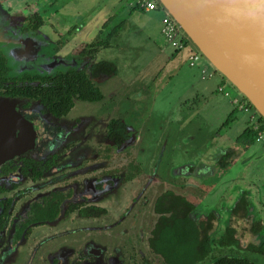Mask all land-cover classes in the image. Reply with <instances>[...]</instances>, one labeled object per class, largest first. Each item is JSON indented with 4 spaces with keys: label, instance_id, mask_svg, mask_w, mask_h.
Here are the masks:
<instances>
[{
    "label": "flooded vegetation",
    "instance_id": "flooded-vegetation-1",
    "mask_svg": "<svg viewBox=\"0 0 264 264\" xmlns=\"http://www.w3.org/2000/svg\"><path fill=\"white\" fill-rule=\"evenodd\" d=\"M103 4L0 0V98L30 142L0 165V264H264V188L247 180L264 120L239 95L250 115L234 139L233 114L217 133L168 125L157 85L197 52L162 26L166 66L123 74L128 22Z\"/></svg>",
    "mask_w": 264,
    "mask_h": 264
},
{
    "label": "water",
    "instance_id": "water-1",
    "mask_svg": "<svg viewBox=\"0 0 264 264\" xmlns=\"http://www.w3.org/2000/svg\"><path fill=\"white\" fill-rule=\"evenodd\" d=\"M181 36L264 120V0H156ZM14 100L0 98V165L29 145Z\"/></svg>",
    "mask_w": 264,
    "mask_h": 264
},
{
    "label": "rangeland",
    "instance_id": "rangeland-1",
    "mask_svg": "<svg viewBox=\"0 0 264 264\" xmlns=\"http://www.w3.org/2000/svg\"><path fill=\"white\" fill-rule=\"evenodd\" d=\"M83 1L92 6L91 9L94 10L97 9V5L101 4L102 1H104L103 6L105 5L109 9L113 6L110 7V0ZM131 3H134V0H131ZM130 8L125 3L120 10H117L119 11L118 16H122L123 21L128 22V27L124 31L120 30L118 32L122 33V36L120 41L116 42L124 51L116 50L113 55L124 57L120 59L121 62L126 64L125 68L127 70L123 71V74L133 75V73H136L151 77L157 73L162 65L166 66L168 61L166 56L172 52L169 47L166 54L159 51L163 45L164 47L166 46L165 38L161 31L164 16L160 11L144 12L137 8L132 10ZM124 16L126 17L125 19ZM186 53V50H184L181 55L179 54V57L185 60L184 66L177 69L179 59L173 60L172 65L169 64V66H173L172 68L166 66L165 73L170 68L168 74L170 77H168L167 81L164 76L163 81L157 85V87L161 85L165 91L161 102L155 106L154 114L160 115V118L163 116L162 120L168 121V125L180 123L181 126H184V124H190L192 133L195 134L198 133L195 130L199 127L202 128L204 125L209 131L217 133V130L223 128L228 117L233 114L234 121L226 134L230 139L236 138L246 124L245 121H249L250 114L239 110L238 105H234L232 102L231 104L228 103L232 98L226 97L224 93L218 90V86L222 84L221 76L212 68L207 67L205 63L204 67L208 69V75L210 76L212 73V76L202 80L201 68L199 66L190 68L185 59ZM226 89L235 91V94H231L233 97L238 94L230 85ZM195 100L199 101L196 102ZM177 110H183L185 114L180 113V111L176 113ZM190 120L191 122H189ZM253 148L249 150L250 152H247V155H252L253 153L256 155L253 158L254 162L250 167V172L254 170V166L259 167L256 172L248 174L247 180L253 181L264 188V161L259 157L264 156V148L258 144L253 146ZM257 154L259 155L258 157ZM239 171L240 168L236 166L232 170V175H236Z\"/></svg>",
    "mask_w": 264,
    "mask_h": 264
},
{
    "label": "built area",
    "instance_id": "built-area-1",
    "mask_svg": "<svg viewBox=\"0 0 264 264\" xmlns=\"http://www.w3.org/2000/svg\"><path fill=\"white\" fill-rule=\"evenodd\" d=\"M137 1L138 3H142L147 10H154L158 7V3L154 0H150V1L137 0ZM162 23H163V33L167 38V40L170 41L173 46L181 48L184 44V42L182 41L184 38L179 33L178 28L176 27L173 20L170 17L164 15ZM199 60H201V57L197 53H194L190 56V61L192 66L196 64ZM257 141L264 142V132L261 133V135L257 138Z\"/></svg>",
    "mask_w": 264,
    "mask_h": 264
},
{
    "label": "crops",
    "instance_id": "crops-1",
    "mask_svg": "<svg viewBox=\"0 0 264 264\" xmlns=\"http://www.w3.org/2000/svg\"><path fill=\"white\" fill-rule=\"evenodd\" d=\"M128 4L129 6H130V3H131V0H112V2L110 3V7L113 9V10H118V9H120V8H122L123 6H124V4ZM131 7V6H130ZM131 9V8H130ZM155 11H157V10H155ZM158 11H160V10H158ZM160 12H162L163 13V11H160ZM113 15H115V14H113ZM163 16H164V13H163ZM163 25V24H162ZM162 31V30H161ZM186 59V58H185ZM197 66H199L200 68H201V72L203 73V70H206V71H208V69L206 68V67H204V64H203V62H200L199 63V65H197ZM196 66V67H197ZM196 67H193V68H196ZM192 68V67H191ZM209 72V71H208ZM203 76V75H202ZM202 76H201V78H202ZM212 76V73H211V75L210 76H208V77H211ZM220 76V75H219ZM208 77H206V78H208ZM206 78L205 79H203L202 78V80H206ZM222 79V78H221ZM222 85H224V80L222 79V84L221 85H219L218 87V90L219 91H221L220 90V88L222 87ZM227 87V86H226ZM232 91V92H231ZM226 92H229V94L228 95H226L225 93H224V95L226 96V97H230V98H232V99H230V101L228 102L229 104H231V102L233 103L235 100L234 99H241V98H239L240 96H239V94H237V95H234V97L233 96H231V94L232 93H234L235 94V91H233V90H227L226 89ZM195 96H196V94H195ZM242 129H244V127H242Z\"/></svg>",
    "mask_w": 264,
    "mask_h": 264
},
{
    "label": "trees",
    "instance_id": "trees-1",
    "mask_svg": "<svg viewBox=\"0 0 264 264\" xmlns=\"http://www.w3.org/2000/svg\"><path fill=\"white\" fill-rule=\"evenodd\" d=\"M261 120V118H260ZM246 134L248 133L251 137H252V142L255 141V138H256V132L253 131L251 128H247L246 129Z\"/></svg>",
    "mask_w": 264,
    "mask_h": 264
}]
</instances>
